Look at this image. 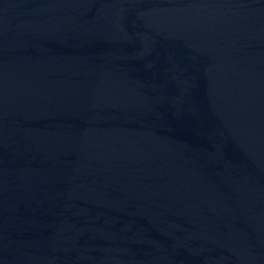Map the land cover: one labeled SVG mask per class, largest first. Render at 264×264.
I'll return each mask as SVG.
<instances>
[{
    "label": "water",
    "instance_id": "1",
    "mask_svg": "<svg viewBox=\"0 0 264 264\" xmlns=\"http://www.w3.org/2000/svg\"><path fill=\"white\" fill-rule=\"evenodd\" d=\"M0 264H264V0H0Z\"/></svg>",
    "mask_w": 264,
    "mask_h": 264
}]
</instances>
